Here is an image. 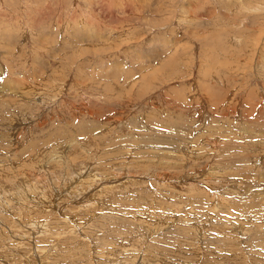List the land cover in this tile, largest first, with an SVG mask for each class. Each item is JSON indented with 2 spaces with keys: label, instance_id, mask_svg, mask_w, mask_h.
Wrapping results in <instances>:
<instances>
[{
  "label": "rangeland",
  "instance_id": "1",
  "mask_svg": "<svg viewBox=\"0 0 264 264\" xmlns=\"http://www.w3.org/2000/svg\"><path fill=\"white\" fill-rule=\"evenodd\" d=\"M0 264H264V0H0Z\"/></svg>",
  "mask_w": 264,
  "mask_h": 264
},
{
  "label": "bare ground",
  "instance_id": "2",
  "mask_svg": "<svg viewBox=\"0 0 264 264\" xmlns=\"http://www.w3.org/2000/svg\"><path fill=\"white\" fill-rule=\"evenodd\" d=\"M215 172V171H214ZM210 176V175H209ZM212 176V175H211ZM204 178V177H203ZM199 182V181H198ZM31 185V184H30ZM32 188V187H31ZM33 189V188H32ZM4 190V189H3ZM33 227V226H32ZM38 228V227H37Z\"/></svg>",
  "mask_w": 264,
  "mask_h": 264
}]
</instances>
